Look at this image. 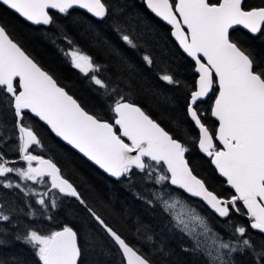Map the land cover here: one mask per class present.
Instances as JSON below:
<instances>
[{
	"label": "trees",
	"instance_id": "16d2710c",
	"mask_svg": "<svg viewBox=\"0 0 264 264\" xmlns=\"http://www.w3.org/2000/svg\"><path fill=\"white\" fill-rule=\"evenodd\" d=\"M109 3L108 19L104 23L92 21L76 10L62 16L55 14L48 28L32 27L0 5V25L85 111L98 119L112 123V107L121 100L139 106L182 143L192 172L207 189L228 199L232 193L223 186L210 159L198 150V133L186 113L190 93L195 90L193 65L172 41L168 29L147 14L140 0ZM262 5L264 0H244L246 9ZM230 40L250 58L253 71L264 80V29L256 37L238 29L230 34ZM71 51L91 58L103 88L71 65ZM167 76L170 82L165 81ZM0 98L4 100V107L7 106V113L0 115V154L12 162L19 158L20 148L16 117L9 95L1 87ZM210 108L211 99L200 104L198 111L203 123L213 132L216 123L210 118ZM22 121L37 138L28 153L54 163L80 198L58 194L52 199L48 178L36 176L38 173H34L35 179L32 175L25 179L12 174L9 186H4L0 177V204H3L0 207L6 210L2 214L6 218L0 220V264H44L31 233L49 234L64 227L74 229L77 234L79 264H96L83 247L95 235L98 241H94V248L98 251L101 247L107 254V260L97 264H125L120 251L90 211L151 264H208L196 250L191 251L193 244L188 237L169 228L166 222L169 217L159 207H152L146 188L155 186L157 173L167 176L162 164L146 160L143 170L133 168L121 179L113 180L56 139L36 118L25 113ZM165 189L166 194L180 196L200 210L221 237L241 248L238 253L228 254L227 264H264V236L255 232L241 216V206L240 214L232 211L220 220L201 202L171 187L168 179L163 183ZM146 225L150 229H145ZM160 228L167 231L166 243L159 241L157 230Z\"/></svg>",
	"mask_w": 264,
	"mask_h": 264
},
{
	"label": "water",
	"instance_id": "95a60500",
	"mask_svg": "<svg viewBox=\"0 0 264 264\" xmlns=\"http://www.w3.org/2000/svg\"><path fill=\"white\" fill-rule=\"evenodd\" d=\"M242 2L221 0L209 6L206 0H176L173 10L168 0H145L147 9L172 28L171 36L179 50L194 64L196 86L190 94L187 116L198 133L197 147L202 154L209 157L207 152L215 143L220 147L210 156V164L234 196L219 198L208 190L192 172L182 143L139 106L117 102L112 108V123L85 111L0 25V86L12 97L20 139L19 158L3 164H37L42 175L48 176L51 189L65 197L80 198L54 163L27 153L37 142L34 133L21 123L23 112L28 113L110 179L122 178L127 167L144 168L143 159L161 163L171 187L201 202L220 219H225L229 207L235 210L239 202L247 212L245 217L254 221L251 228L264 236V81L253 72L249 57L229 39L235 29L256 36L264 24V8L244 11ZM0 4L32 26L49 25L48 10L63 13L77 8L98 20L107 13L100 0H0ZM215 87L210 116L217 127L212 135L195 105L207 100ZM90 213L118 248L125 264H151ZM80 256L75 230L64 227L51 235L44 264H79Z\"/></svg>",
	"mask_w": 264,
	"mask_h": 264
},
{
	"label": "rangeland",
	"instance_id": "374dc122",
	"mask_svg": "<svg viewBox=\"0 0 264 264\" xmlns=\"http://www.w3.org/2000/svg\"><path fill=\"white\" fill-rule=\"evenodd\" d=\"M69 60L71 65L83 76H89L91 81L97 86L103 88L101 86L99 79L96 77V67L93 65L92 61L85 55L80 54L76 51H71L69 53ZM163 78V77H162ZM104 100L107 99L104 97ZM121 100V99H118ZM3 99L0 98V115H3L5 112L7 113V106L4 107ZM11 103V100H10ZM113 113V112H112ZM114 115V114H113ZM5 121H9V117L4 118ZM22 125L25 127H29L28 124L21 121ZM16 129V128H15ZM10 130V128H9ZM31 130V129H30ZM17 131V130H16ZM32 131V130H31ZM18 134V133H17ZM23 164L22 166L15 167L13 165H4L0 161V177L2 184L4 186L11 185L10 176L15 174L17 176H21L27 179L28 176L32 175V179L36 177L34 173H38L42 175L40 167L37 164H31L28 162H20ZM137 169V168H134ZM129 170H127L128 172ZM167 173V172H166ZM8 177L6 178V176ZM48 178V177H47ZM45 178V179H47ZM165 179H168V174L165 177L162 172H159L155 176V186L146 188L148 198L151 201L152 207H156L161 213H165L169 218L166 219L167 225L174 232L178 233L182 237H188L192 242L191 251L194 253L196 250V254L202 259H206L209 264H227V256L230 253H238L241 251L235 242L231 240H227L221 237L215 229L212 227L210 223V219L207 218L206 215L202 214L200 210H197L194 206H192L188 201L182 199L180 196H176L168 193L166 194V189L163 190V183ZM49 179H47V185L49 187V192H51V198H55L59 193L56 189H51L49 186ZM47 187V188H48ZM61 195V194H59ZM62 196V195H61ZM3 204H0V206ZM155 205V206H153ZM2 207H0V220L6 218L3 216ZM163 215V214H162ZM164 216V215H163ZM149 217V215H148ZM150 221V217H149ZM150 224V223H149ZM154 225L153 223L150 224ZM144 227L145 229H150V227ZM139 228V227H138ZM88 228L86 229V233H88ZM158 238L160 242H168L166 241L167 231L165 229L157 230ZM170 234V233H169ZM28 235V234H27ZM52 232L49 234H34L31 233V238L37 248L40 259L44 262L45 258V249L48 247V243L50 241ZM181 236L179 239H181ZM93 237V238H92ZM92 238V239H91ZM98 238L96 235L88 238V246L87 242H84L83 247L85 248L89 258H92V261L97 263H101L102 259H106V253L102 250V248H98V251L94 248V241ZM98 241V240H97ZM166 241V242H165ZM94 248V249H93ZM94 262V263H95Z\"/></svg>",
	"mask_w": 264,
	"mask_h": 264
},
{
	"label": "flooded vegetation",
	"instance_id": "af4514ba",
	"mask_svg": "<svg viewBox=\"0 0 264 264\" xmlns=\"http://www.w3.org/2000/svg\"><path fill=\"white\" fill-rule=\"evenodd\" d=\"M101 1V3L103 4V6L105 7V9H106V16L102 19V20H98V19H96V18H94V17H92L91 15H89L87 12H84V11H82V10H79V9H77V8H72V9H70L69 11H65V12H63V13H59V12H56V11H53V10H48V15L50 16V18H51V21H50V23H49V25L51 24V22H52V18H53V16L55 15V14H57V15H60V16H62V14L64 15V14H67V13H70V12H72V11H80L82 14H84V15H86L88 18H90L92 21H95V22H100L101 21V23H104V22H106V20L108 19V10H107V7H108V4H110L109 2L111 1V0H100ZM141 2H142V4L144 5V7H145V9H146V12H147V14H149V15H151L153 18H155L157 21L159 20V22H161L167 29H168V33H169V36H170V38L172 39V41L175 43V41L173 40V38H172V36H171V30H172V28L169 26V25H167V24H165L163 21H161L160 19H158L157 17H155L148 9H147V7H146V5H145V0H140ZM221 0H206V2H207V5H209V6H214V5H216V4H219V2H220ZM168 2L170 3V5H171V7H172V9L174 10L175 9V4H176V0H168ZM1 5V4H0ZM2 7H4L3 5H1ZM242 9L244 10V11H248V10H250V9H254V8H264V5H262V6H258V7H251V8H248V9H246L245 8V6H244V0H243V2H242ZM6 10H8V11H10L9 9H7L6 7H4ZM10 12H12V11H10ZM13 13V12H12ZM15 14V13H14ZM15 15H17V14H15ZM18 16V15H17ZM176 16L178 17V15L176 14ZM19 17V16H18ZM20 19H21V17H19ZM22 20V19H21ZM25 22V21H24ZM179 23H181V26H182V22L180 21V19H179V21H178ZM25 23H27V22H25ZM28 24V23H27ZM28 25H30V24H28ZM49 25H47V26H45V25H40V26H32V25H30V26H32V27H39V28H48V26ZM264 29V24L262 25V27H261V29H260V31H259V33L262 31ZM5 30V29H4ZM235 30H238V29H235ZM235 30H232L231 32H230V34L233 32V31H235ZM239 30H242V29H239ZM242 31H244V30H242ZM185 32L187 33V31L185 30ZM245 33H247V34H249L250 36H252V37H256V36H258L259 35V33L256 35V36H253V35H251L250 33H248V32H246V31H244ZM230 34H229V39H230ZM125 41H127L128 40V38L127 37H125V39H124ZM231 41V40H230ZM231 42H233V41H231ZM234 43V42H233ZM235 44V43H234ZM175 45L177 46V44L175 43ZM178 47V46H177ZM178 49H179V47H178ZM182 53V52H181ZM183 54V53H182ZM184 55V54H183ZM184 57L193 65V73L195 74V72H194V64H193V62L190 60V59H188L185 55H184ZM90 60H91V58L90 57H88ZM256 73V72H255ZM260 76V75H259ZM168 77V76H167ZM196 77H197V75L195 74V86H196ZM166 78V77H165ZM169 79H170V77H168ZM263 80V79H262ZM171 81V80H170ZM169 81V82H170ZM264 81V80H263ZM14 87H15V94H17V92L19 91V88H18V85H17V82H15V84H14ZM63 88V87H62ZM195 89V88H194ZM9 97H10V99H11V107H12V97L9 95ZM189 101V100H188ZM204 103V102H203ZM200 104H202V103H198V104H196V106H195V110H196V112H197V114H198V116L200 117V115H199V111H198V106L200 105ZM212 104V103H211ZM13 109V108H12ZM14 111V110H13ZM186 113H187V109H186ZM24 112H23V116H22V120H23V118H24ZM26 114H28V113H26ZM209 114H210V110H209ZM30 115V114H29ZM31 116V115H30ZM16 117V116H15ZM200 119H201V117H200ZM202 120V119H201ZM203 122V121H202ZM217 126V125H216ZM0 161L3 163V161H5V159L1 156V154H0ZM223 186H224V182H223ZM225 187V186H224ZM226 188V187H225ZM227 189H229V188H227ZM230 191H231V195H229L230 197H228V198H231L234 194H233V191L231 190V189H229ZM239 206H241L240 205V203L239 202H236L235 203V210L234 209H232L231 207H229V210H230V214H231V212L233 211L234 213H237V214H240L239 213ZM241 211H243L242 213H241V216H243L244 218H246L245 217V215L247 214V212L245 211V209L241 206V209H240ZM247 219V218H246ZM248 221H249V225H250V227H251V223L252 222H254L253 220H251V219H247ZM256 232V231H255ZM260 234V233H259ZM262 235V234H261ZM263 236V235H262Z\"/></svg>",
	"mask_w": 264,
	"mask_h": 264
},
{
	"label": "bare ground",
	"instance_id": "6f19581e",
	"mask_svg": "<svg viewBox=\"0 0 264 264\" xmlns=\"http://www.w3.org/2000/svg\"><path fill=\"white\" fill-rule=\"evenodd\" d=\"M121 156H123L124 154H120Z\"/></svg>",
	"mask_w": 264,
	"mask_h": 264
}]
</instances>
